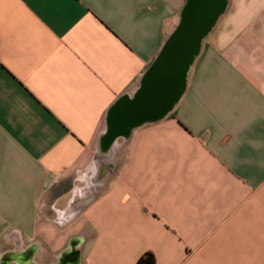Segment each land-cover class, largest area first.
Instances as JSON below:
<instances>
[{
	"label": "crops",
	"instance_id": "obj_1",
	"mask_svg": "<svg viewBox=\"0 0 264 264\" xmlns=\"http://www.w3.org/2000/svg\"><path fill=\"white\" fill-rule=\"evenodd\" d=\"M185 3L0 0V260L264 264V0H228L173 108L103 143Z\"/></svg>",
	"mask_w": 264,
	"mask_h": 264
},
{
	"label": "water",
	"instance_id": "obj_2",
	"mask_svg": "<svg viewBox=\"0 0 264 264\" xmlns=\"http://www.w3.org/2000/svg\"><path fill=\"white\" fill-rule=\"evenodd\" d=\"M228 0H186L177 27L144 73L132 96L121 97L107 116L103 143L164 117L184 92L187 74L203 39L224 13Z\"/></svg>",
	"mask_w": 264,
	"mask_h": 264
},
{
	"label": "trees",
	"instance_id": "obj_3",
	"mask_svg": "<svg viewBox=\"0 0 264 264\" xmlns=\"http://www.w3.org/2000/svg\"><path fill=\"white\" fill-rule=\"evenodd\" d=\"M136 264H156L155 255L152 251L144 252L137 260Z\"/></svg>",
	"mask_w": 264,
	"mask_h": 264
},
{
	"label": "flooded vegetation",
	"instance_id": "obj_4",
	"mask_svg": "<svg viewBox=\"0 0 264 264\" xmlns=\"http://www.w3.org/2000/svg\"><path fill=\"white\" fill-rule=\"evenodd\" d=\"M29 251H30V249L26 251V254H27V255L29 254ZM8 260H10L9 255H8V254H7V255H4V256L1 258V260H0V264H8Z\"/></svg>",
	"mask_w": 264,
	"mask_h": 264
},
{
	"label": "bare ground",
	"instance_id": "obj_5",
	"mask_svg": "<svg viewBox=\"0 0 264 264\" xmlns=\"http://www.w3.org/2000/svg\"><path fill=\"white\" fill-rule=\"evenodd\" d=\"M31 255V254H30ZM29 256V255H28ZM26 259H27V257H26Z\"/></svg>",
	"mask_w": 264,
	"mask_h": 264
}]
</instances>
